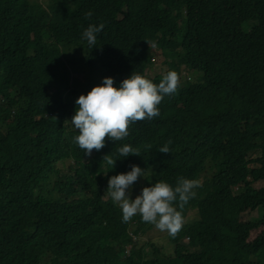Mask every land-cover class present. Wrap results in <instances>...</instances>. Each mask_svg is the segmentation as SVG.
<instances>
[{"label": "trees", "instance_id": "16d2710c", "mask_svg": "<svg viewBox=\"0 0 264 264\" xmlns=\"http://www.w3.org/2000/svg\"><path fill=\"white\" fill-rule=\"evenodd\" d=\"M100 23L89 46L82 32ZM146 40L161 46L165 74L197 78L180 79L127 138L84 154L60 57L100 66L101 83L118 87L135 71L158 84ZM124 144L141 155L120 157ZM105 155L117 174L147 172L141 192L201 181L172 252L139 240L152 226L139 215L123 222ZM0 264H264V0H0Z\"/></svg>", "mask_w": 264, "mask_h": 264}, {"label": "clouds", "instance_id": "9594fccd", "mask_svg": "<svg viewBox=\"0 0 264 264\" xmlns=\"http://www.w3.org/2000/svg\"><path fill=\"white\" fill-rule=\"evenodd\" d=\"M92 15L88 11L85 18L90 19ZM104 27V23L98 26L90 24L83 30L82 38L89 46H95L97 34ZM150 47L153 45L150 44ZM179 86L180 77L174 70L167 72L158 84L135 71L118 87L113 77H105L102 84L94 86L76 100L77 108L71 123L79 131V135L73 142L84 154L91 156L93 150L100 151L105 147L107 139L115 142L124 140L129 136L130 125L159 116V105L164 97L173 95ZM169 144L171 140L158 150L169 153ZM117 151L120 157L141 155L130 144H124ZM103 160L113 168L117 159L105 155ZM141 176L147 177V172L140 166L133 165L131 171L109 179L106 191L121 209L123 222L127 223L139 215L143 222L176 237L185 222L182 210L196 197L195 190L202 187L201 181L180 177L174 187L165 181H159L150 187H144L141 194L132 199L128 190Z\"/></svg>", "mask_w": 264, "mask_h": 264}, {"label": "rangeland", "instance_id": "374dc122", "mask_svg": "<svg viewBox=\"0 0 264 264\" xmlns=\"http://www.w3.org/2000/svg\"><path fill=\"white\" fill-rule=\"evenodd\" d=\"M44 1V0H40ZM153 47L150 49V53L153 56L152 64L146 69V74L149 76H161L163 77L165 75V70L167 69V64L164 62V53L162 52V48L158 43H153ZM70 55V53H69ZM72 57V56H70ZM60 62L64 64L67 63L68 65V71L71 73V83L70 87L67 90V96L77 100L78 97L81 94H87L94 86L102 84L101 79L102 76L100 74V66L97 65V67L89 68L88 66L83 65H77V64H70L67 62L66 56L63 55L60 57ZM197 73L192 72L188 69L182 68L181 77L180 79H196ZM198 80V79H197ZM196 81V80H193ZM211 168L210 165H206V167L202 170V175L205 176L209 174ZM118 172L116 171L115 167L111 168V174L118 175ZM143 177L141 176L138 178V180L134 183L131 189L128 191L131 193V198L135 199V197L139 194H141V186L143 184ZM257 186H260V183H257ZM234 189L229 188L226 192L215 195L213 197V200H220L226 197H229L233 194ZM195 215L194 212H191L188 216L184 218L185 221L190 220ZM260 215V209L247 211L243 214V219H256ZM256 232V231H255ZM253 233V235L255 234ZM139 240L141 242H149L154 243L158 247H160L165 252H172L173 246L170 242V236L167 232H161L158 230L154 225H152L149 229H147L145 232L141 233ZM187 240V239H186ZM129 250H127L128 252Z\"/></svg>", "mask_w": 264, "mask_h": 264}]
</instances>
